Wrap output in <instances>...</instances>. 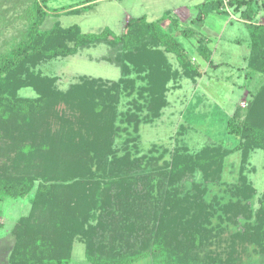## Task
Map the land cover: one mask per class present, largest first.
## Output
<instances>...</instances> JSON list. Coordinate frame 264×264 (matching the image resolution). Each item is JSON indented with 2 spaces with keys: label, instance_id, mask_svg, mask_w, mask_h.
<instances>
[{
  "label": "rangeland",
  "instance_id": "rangeland-1",
  "mask_svg": "<svg viewBox=\"0 0 264 264\" xmlns=\"http://www.w3.org/2000/svg\"><path fill=\"white\" fill-rule=\"evenodd\" d=\"M36 1L0 0V62L25 38L33 20ZM208 1L212 0H95L91 3L87 0H49L47 3L43 29H51L59 22L63 28L79 26L85 34H98L109 29L120 36L130 18L144 17L148 22H156L171 13L163 27L176 33V38L201 73V77L196 79L185 76L176 55L167 54L172 69L180 76L169 83L165 104L152 112L144 102L150 99L149 93L141 92L145 82L138 79L140 75L132 70L127 74L122 67L125 61L122 60V51L105 42L79 48L71 56L39 61L37 69L43 76L55 78V86L62 94L77 85L90 84L99 89L96 98L99 107L94 116L99 115L101 121L93 122L90 128L113 126L117 130L112 142L115 158H128L139 164L134 172L139 173L141 180L134 187L138 194L131 195L134 199L130 206L124 201L127 194H122L124 200L118 203L117 190L113 189L110 208L104 203L106 208L102 221L101 210L96 207L77 216L84 225L75 230L72 238L70 264H89L83 236L89 227L96 230L94 241L98 254L118 255L144 247L149 249L147 256L134 264H160V257L150 244L155 223H149L148 217L153 215H148L149 205L162 207L167 200L185 197L192 205L187 218L201 214L195 205L200 198L205 205L211 204L216 210L209 219L203 212L200 221L191 226L186 224L187 231L184 226L180 229L182 248L190 246L193 236L198 235L200 239L199 247L192 255V264H264V258L257 249L240 240L245 226L255 223L259 217L264 196V144L235 150L242 140L227 131V122L237 108L246 115L249 102L259 95L262 98L264 75L248 67L250 24L242 21L239 14L233 10H228L229 15L210 13L204 23H192L201 5ZM253 10L255 17L252 23L264 25V0H255ZM174 19L178 20L179 30L193 29L196 36L186 38L176 32L172 27ZM203 37L209 41L212 65L200 57L197 50L198 39ZM18 94L22 98L40 95L30 87L20 89ZM69 111V106L62 103L52 116L47 115V120L53 124L51 140L61 137V132L56 131L62 127L59 116L73 119L74 115ZM64 137L68 141L65 132ZM74 143L75 140L67 143L64 151L77 156L85 153V147L78 151ZM227 150L229 152L225 153ZM215 151L220 152V157L206 165L204 170L197 168L187 171L181 178H171L170 168L175 157L190 159ZM11 164L10 173L15 178L19 171ZM94 164H90L93 169ZM124 170L122 166L118 168V171ZM49 179L51 189L58 191L56 197L60 199L57 203L60 202L62 207L48 203L37 212L31 201L38 182L28 196L7 198L0 203V264H10L17 240L15 228L21 225L22 220L37 213H40L39 221L30 227L35 241L28 239L29 245L36 250L44 241L48 248L43 250L45 252L59 247L62 228L57 227V214L73 212L77 190L83 187L81 183L84 184L87 178L71 176L65 182ZM245 183L252 190L246 199L240 193ZM145 186L152 197L145 194ZM198 225L202 233L196 230ZM36 239L42 244H37Z\"/></svg>",
  "mask_w": 264,
  "mask_h": 264
},
{
  "label": "trees",
  "instance_id": "trees-1",
  "mask_svg": "<svg viewBox=\"0 0 264 264\" xmlns=\"http://www.w3.org/2000/svg\"><path fill=\"white\" fill-rule=\"evenodd\" d=\"M93 1L95 0H87V3ZM48 2L49 0L36 1L33 20L29 23L25 38L0 62V203L7 198L28 196L38 182L31 201L33 207L42 210L48 203L62 207L60 202L57 203L60 199L56 197L58 191L51 189L49 178L66 181L71 176H78L87 180L84 184L81 183L83 187L77 190L79 193L73 200L76 205L73 212L66 214L63 211L57 214V227L62 228L59 247L54 251L45 252L43 250L48 249L45 242L43 241L42 244V241L37 239L36 243L42 244L41 248L34 250L29 245L30 239L31 242L35 241L32 239L31 224L38 223L40 213H37L36 216L22 220L21 225L15 228L17 240L15 250L9 259L10 264H70L72 238L75 230L84 222L77 216L96 207L101 210L100 215L103 218L100 221H102L105 204L109 208L111 206L113 189L117 190L115 196L119 197L118 203L123 199L121 195L126 193L127 199L123 200L130 206L134 199L131 195L138 194L134 187L140 184L138 180H141L139 173L134 172V168H138L139 164L128 158H115L112 142L117 130L113 129V126L110 128L109 125L90 128L93 122L101 121L99 115L94 116L99 107L96 101L99 89L96 90L90 84L77 85L66 94H62L55 86L56 79L43 76L37 69L40 60L71 56L76 54L79 48L105 42L122 51L124 57L122 60H125L122 67L127 74L132 70L140 75L138 79L145 82L141 92L149 93L150 99H145L144 102L152 112L159 110L165 104L169 83L180 76L178 71L172 69L167 54L176 55L185 76L194 79L201 77L198 65L191 61L185 48L176 38V33L173 34L163 27L165 19L171 13H167L164 18L156 22H148L144 17L130 18L125 32L120 36L109 29L98 34H85L79 26L63 28L59 22L51 29H43ZM254 3L255 0L208 1L201 5L199 14L192 23H204L210 13L229 15L228 10H233L239 14L242 21L250 24L248 67L264 75V25L252 23L255 17ZM172 21V27L176 32L186 38L196 36L197 33L193 29L179 30L178 20ZM208 44L209 41L204 37L198 39L197 50L200 57L212 65V53ZM25 87L33 88L40 95L36 98L20 97L18 92ZM261 93L262 98L259 95L249 102L246 115H243L241 108H237L227 122V131L242 140L235 150H246L251 146L264 144V87ZM62 103L69 106V113L74 117L67 119V116L65 118L59 116V124H62V127L56 131L61 132V137H58V140H51L53 124L51 125L50 120H47V115L52 116V112ZM95 118L97 120L92 121ZM65 127L68 128L64 129ZM64 132L68 141L65 140ZM73 140L78 151L85 147V153L82 152L84 156L82 153L77 156L64 151L67 149V143ZM227 152L229 151H225ZM110 157H113L112 160ZM218 157H220L219 151L202 153L190 159L177 156L170 168V173L173 174L171 178H181L187 171L197 168L204 170L206 165ZM10 162L19 171L15 178L10 173ZM92 163H95V169L90 166ZM120 166L125 170L118 171ZM246 184L240 191L245 199L247 194L252 192L250 186ZM144 190L145 194H148L147 186ZM148 195L152 194L149 192ZM185 198L167 200L162 207L152 208L151 204L149 205L148 215H153L148 217V220L149 223H155L154 238L150 244L154 252L159 255L160 264H192V255L199 247L200 239L198 235L193 236L190 246L182 248L179 241V236L182 234L180 229L184 226L187 231L186 224L191 226L196 221H200L203 212L209 219V216L216 211L213 205H205L204 200L200 198L195 205L202 211L201 214L187 218L192 205L190 200ZM238 205L240 206L239 203ZM86 217L88 219V216ZM197 228L196 230L201 232L199 225ZM95 233L93 227L83 232L89 264H134L146 257L149 251L143 247L138 251L102 256L97 253ZM240 236L243 243L252 244L258 254L264 258V196L257 221L248 223Z\"/></svg>",
  "mask_w": 264,
  "mask_h": 264
}]
</instances>
